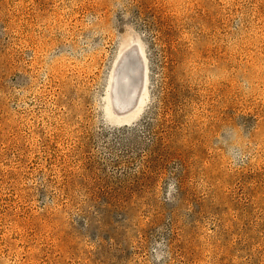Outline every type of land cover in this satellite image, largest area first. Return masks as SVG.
I'll return each instance as SVG.
<instances>
[{"label": "rangeland", "instance_id": "1", "mask_svg": "<svg viewBox=\"0 0 264 264\" xmlns=\"http://www.w3.org/2000/svg\"><path fill=\"white\" fill-rule=\"evenodd\" d=\"M0 264H264V0H0Z\"/></svg>", "mask_w": 264, "mask_h": 264}, {"label": "bare ground", "instance_id": "2", "mask_svg": "<svg viewBox=\"0 0 264 264\" xmlns=\"http://www.w3.org/2000/svg\"><path fill=\"white\" fill-rule=\"evenodd\" d=\"M139 58H140V56H139ZM131 63L133 64L132 66H131ZM138 74H139V71L137 69V62L134 59V61L130 62L129 71L127 70L126 73L125 72L122 73V77H121V81L122 82H120V83L117 82L118 83L117 84V90H118V92L126 91L127 82L128 81L130 82V80L133 82L131 84L132 86H131L130 92L126 93L127 95L125 96L124 99L121 98V97H119V96H117L116 103H117L118 106H120V107H126L129 103L132 102V100H133V98L135 96V92H136V87H137L136 78H137Z\"/></svg>", "mask_w": 264, "mask_h": 264}, {"label": "water", "instance_id": "3", "mask_svg": "<svg viewBox=\"0 0 264 264\" xmlns=\"http://www.w3.org/2000/svg\"><path fill=\"white\" fill-rule=\"evenodd\" d=\"M137 69L139 71V74L136 78V82H137V87H136V92H135V96L132 100L131 103H129L125 108H131L134 104H135V101H136V93L141 85V82H142V70H143V64L141 63V60L140 58L137 56Z\"/></svg>", "mask_w": 264, "mask_h": 264}]
</instances>
